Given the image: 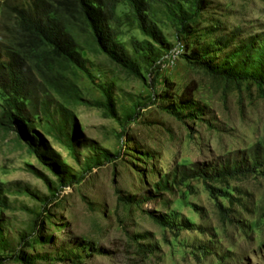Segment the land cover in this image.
I'll return each instance as SVG.
<instances>
[{
    "label": "rangeland",
    "instance_id": "obj_1",
    "mask_svg": "<svg viewBox=\"0 0 264 264\" xmlns=\"http://www.w3.org/2000/svg\"><path fill=\"white\" fill-rule=\"evenodd\" d=\"M28 1L0 0V62L16 41L12 8ZM203 1L195 13L176 0L190 17L183 28L169 7L152 3L167 46H154L157 63L150 66L131 47L146 37L118 4L116 40L143 80L89 39L79 40L82 70L57 76L56 68L27 64L33 103L70 116L76 138L68 143L35 128L59 157L61 168L52 171L13 129L0 126V264H264V89L226 82L193 59L202 44L233 30L241 38L264 32V0ZM101 87L121 120L141 106L137 120L121 126L92 106L103 99ZM6 94L0 87V119ZM187 99L197 116L189 115ZM103 150L110 158L98 162ZM254 159L261 166L244 176L213 177L228 161ZM194 172L204 179L188 178Z\"/></svg>",
    "mask_w": 264,
    "mask_h": 264
},
{
    "label": "trees",
    "instance_id": "obj_2",
    "mask_svg": "<svg viewBox=\"0 0 264 264\" xmlns=\"http://www.w3.org/2000/svg\"><path fill=\"white\" fill-rule=\"evenodd\" d=\"M183 1L190 3L195 13L204 5L203 0ZM152 3H162L165 7H169L172 19L181 28L190 21V17L185 16L176 0H29L26 4L13 6L16 41L11 44L8 51L5 50L6 59L0 62L2 73L0 87L7 93L0 126L13 129L18 140L29 146V152L40 161L47 163L52 171H54L53 166L61 168L58 155L48 148L42 137L35 132V128L43 134H50L51 129L59 133L66 142L71 143L76 138L74 123L66 114L50 112L46 102L38 106L33 103L30 94L32 81L25 72L27 64L30 62L34 63L35 67L42 65L50 69L56 68L57 76L71 69L82 70L84 66L80 57L82 49L79 40L89 39L102 55L143 80L138 63L130 58L123 43L116 40L118 29L122 24L116 8L118 4H124L127 7L125 18L135 23L137 29L146 37L147 40L143 41L133 39L131 47L140 61L150 66L157 63L154 46H158L161 50L167 46L153 21ZM228 49L223 57H218ZM193 56L196 66L212 75L220 76L226 82L240 84L250 81L260 90L264 89V32L241 38V30H233L210 43L202 44L194 51ZM151 82L153 84L152 79ZM101 92L103 99L93 102L92 106L104 109L107 116L117 120L121 126L137 120L141 106L135 105L121 120L116 116L115 102L109 91L101 87ZM184 103L190 116L199 114L188 99ZM27 106L32 109L31 114L27 113ZM170 114L177 116L173 111ZM30 115L32 119L29 118ZM100 152L98 162L100 158L108 161L110 155L104 150ZM248 163L228 161L213 177L224 179L236 175L244 176L252 169L261 166L257 159ZM193 177L204 179L205 176L201 172H194L193 176L188 178ZM58 178L59 182H62L60 175ZM160 188L167 189L164 185L154 186L156 190ZM214 191L220 193L219 190L214 189ZM0 207H6L1 196ZM152 219L161 226L168 225V222L154 216ZM17 259L23 264L31 262L23 258Z\"/></svg>",
    "mask_w": 264,
    "mask_h": 264
},
{
    "label": "built area",
    "instance_id": "obj_3",
    "mask_svg": "<svg viewBox=\"0 0 264 264\" xmlns=\"http://www.w3.org/2000/svg\"><path fill=\"white\" fill-rule=\"evenodd\" d=\"M172 54L175 57V56H177L179 54V52H178V50H175V51L172 52Z\"/></svg>",
    "mask_w": 264,
    "mask_h": 264
}]
</instances>
